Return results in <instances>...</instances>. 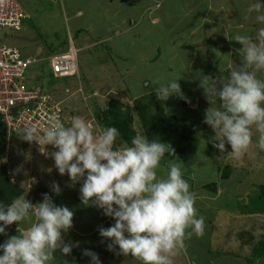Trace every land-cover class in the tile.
Returning <instances> with one entry per match:
<instances>
[{
	"label": "rangeland",
	"instance_id": "1",
	"mask_svg": "<svg viewBox=\"0 0 264 264\" xmlns=\"http://www.w3.org/2000/svg\"><path fill=\"white\" fill-rule=\"evenodd\" d=\"M16 1L28 13L30 19L23 23L20 31L0 30V42L16 46L21 50L23 57H36L38 61L30 64L26 70L25 83L28 86L37 84L42 86L56 101L67 99L61 103L62 123L70 125L72 117L80 116L95 128L91 116L93 101L88 92L91 87L96 88L99 94L105 93L107 87H110L112 92L108 95L109 98H118L119 101L121 99L115 93L120 89L128 98L132 94L148 92L150 97L148 98L147 94L146 101L150 102L153 98L156 100L152 92H155L159 83L179 80L183 99L188 105L185 103L186 107H183V102H178V95H173L168 100L171 104L163 102L165 106L163 109L169 115L182 117L190 122L184 135L189 137L190 141H184L180 145L185 155L179 153L169 162L161 163L158 174L166 175L168 166L173 162L180 164L184 179L192 184L191 191L196 194L195 207L198 215L204 218L205 228L202 236L191 235L198 239L197 247L201 249L204 247L202 254L195 255L192 250L189 253L187 242L182 254L175 257V264H197L193 261L197 257H206L209 261H223L217 254L221 250L233 253L232 258L234 255H241L240 257L245 258L243 264H264V245L258 242L264 239V212L251 213L257 215L255 219L249 218L248 215L241 221L236 217H228L231 214L227 215L228 211L233 212L232 215L235 214L234 211L244 215L246 211L256 210L254 204L264 206V197L262 202L256 201L259 195L258 187L264 185V151L256 146L258 133L254 132L252 146L240 157H234L228 152L221 153L214 148L209 141L215 136V132L203 123L205 110L211 105L200 86L204 76L212 78L227 76L236 65L241 64L237 49H241L242 45L234 40L236 35L255 38L258 29L264 27V24L256 22L255 13L248 12L250 0H163L161 2L163 6L159 8L161 15L159 23L151 25L148 16L144 15L141 24L133 28V36L130 39L127 38L128 34H124V28L128 27L129 22L117 27L119 32L117 36L115 30L111 31L114 20L111 26L107 25L106 33L100 31L102 25L98 23L101 21L100 14L97 10L89 8V0ZM134 1L126 0V3H123V0H113L108 9L103 11L119 19L126 15L132 16L137 5ZM172 1L177 2L174 4ZM191 2L193 3L191 6L202 5L203 8L198 7L195 10L193 8V12L189 9L187 15L181 14ZM138 5L141 6V3ZM76 6L84 13V18L80 19L85 23V30L81 32L84 43L94 44L87 51L80 49L83 42L73 41L77 19L70 23L69 10ZM88 16L91 18H87ZM92 16L95 19H92ZM137 19L140 22L139 18ZM62 40L64 44H61ZM70 41L78 51V77L53 78L49 60L43 58L46 55L65 52ZM115 68L118 69V74H113ZM110 76L115 81L122 80L125 88L113 84ZM258 77L264 79V73H258ZM67 89L70 91L68 94L65 93ZM156 101L160 104L159 100ZM192 101L197 104L192 105L190 103ZM129 104L130 108H133V98ZM189 106L191 111L187 110ZM214 106L219 107V101H216ZM106 107L99 109L103 110ZM133 115L136 118L135 112ZM190 125L194 133L187 135L191 132ZM181 137L183 135L179 138ZM28 144L35 147V150L44 148V145L30 144L21 136H17L14 141L10 139L8 147H5L6 158L3 162L11 168V179L20 184L24 193L32 195L40 188L42 175L39 170L31 169L32 165L34 164L36 169L44 168L45 171L50 169L51 159L45 154L49 161L43 163L45 157L37 155L33 164L30 163L29 158L33 154H30L32 151L26 147ZM226 148L231 151L230 146L226 145ZM33 157L35 155L31 158ZM52 167L54 172L49 173H56L54 164ZM225 170L228 177L223 179L221 176ZM63 178L70 179L67 175ZM207 184H215L216 192L203 189L202 186ZM74 192V196L78 197L77 192ZM48 194L52 196L57 206H64L66 203L64 201L71 195L70 191L65 189H62L59 195L53 193L54 197L50 192ZM38 201L42 202V195ZM250 203L254 204L251 206ZM91 213L95 214L92 223H100L104 219L102 210L95 206L91 208ZM83 222L84 218L80 221L81 226H89ZM250 237L254 240L251 241ZM221 241L223 243H220ZM96 250L97 254L101 251L99 248ZM258 252H261L259 256ZM106 254L113 258H123L122 264H140L131 256H121L118 248L115 251L108 250ZM84 258V264L90 263V258L85 256ZM68 262L71 264V261L66 263ZM49 264H54L53 260Z\"/></svg>",
	"mask_w": 264,
	"mask_h": 264
},
{
	"label": "clouds",
	"instance_id": "2",
	"mask_svg": "<svg viewBox=\"0 0 264 264\" xmlns=\"http://www.w3.org/2000/svg\"><path fill=\"white\" fill-rule=\"evenodd\" d=\"M248 5L256 22L264 24V0H250ZM234 40L242 45L237 49L241 64L227 76H204L200 86L211 105L203 121L215 132L209 142L221 153L240 157L252 146L254 132L258 133L256 146L264 151V79L258 77L264 73V27L255 38L236 35ZM173 95L184 98L179 80L155 88L161 102ZM216 101L219 107L214 106ZM119 135L116 127L93 128L80 116L72 117L69 126L53 116L42 133L35 126L25 127L22 139L54 148L50 156L59 174L67 175L73 184L82 182L81 203H91L114 220L110 227L98 228L99 235L110 241L109 251L118 248L120 255L131 256L140 264H173L172 256L185 246V240L204 233V218L195 207L196 194L180 164L173 162L166 175L158 174L165 155L175 153L170 144L136 134L130 144L118 148ZM51 190L61 193L58 183ZM29 217L34 220L22 228ZM73 220L74 212L57 206L48 193L36 204L24 195L8 206L0 203V235H7L10 226H18V235H10L0 244V264H49L57 252L71 255L73 245L65 242L64 234L72 229ZM82 255L90 258V264H101L94 251L84 249Z\"/></svg>",
	"mask_w": 264,
	"mask_h": 264
},
{
	"label": "crops",
	"instance_id": "3",
	"mask_svg": "<svg viewBox=\"0 0 264 264\" xmlns=\"http://www.w3.org/2000/svg\"><path fill=\"white\" fill-rule=\"evenodd\" d=\"M112 1L113 0H89V8H91L92 10H97L99 12V14H100L99 18H101V21L98 22V23H100V25L102 24L100 26V31H102L103 33H106L107 25L111 26L112 20H114V26L111 29V31L115 30L116 33H117L116 36L119 35L117 27L118 26L122 27L124 22H126L127 24L129 22L128 27L124 28V30H125L124 34H128V37H127L128 39H130V37L133 36L132 35L133 32H134L133 28L135 26H138V25L141 24L144 15L148 16L151 25H156V24L159 23V19H160V16H161L159 14V8L163 6V3L161 4V2H163V0H135L134 2L137 5L135 6L136 7L135 10H133V12H132V16L126 15V16L121 17L120 19L111 16L109 13H104V11H106L108 9L107 7H109L111 5ZM144 2H146V4H144ZM176 2L177 1H174L173 3L175 4ZM123 3H126V0H123ZM138 3H141V6H139ZM192 4H193L192 2L190 3V6H188V4H187L186 7L184 8L185 12H182L181 14L185 13V15H187V12H188L187 10L190 9L191 12H193V8L195 10V9H198V7H202V5H198V6L194 7V6H191ZM143 5H146V6H143ZM179 9H181V8H179ZM166 16H168V14H166ZM180 16H182V15H180ZM28 17L30 18L29 15H28ZM96 17H98V16L96 15ZM83 18H84V13L82 12V10L79 9V6H76L75 8L72 7L71 10H69V21H70V23L73 20L77 19L76 27L74 28V30H75V38H74L73 41H78V42H83L84 43V38H83V35L81 34V32H83V30H85L84 29L85 23L83 22V20H80V19H83ZM87 18H91V16H88ZM136 18H139L140 22L138 21V19L136 20ZM92 19H95V17L92 16ZM138 22H139V24H137ZM129 32H131V33H129ZM120 36L122 37V33L120 34ZM109 37H107V38H109ZM107 38H106V40H108ZM99 41H102V40H99ZM61 43L64 44V41L62 40ZM93 45L94 44H85L84 43V44L80 45L81 46L80 49H83V50L87 51V50H90L93 47ZM106 48H108V47H106ZM36 53H37V51H36ZM51 55H48V56L46 55L43 59H47ZM32 57H35V56H32ZM110 73H112V70L110 71ZM118 73H119L118 69H116V68L113 69V74H118ZM51 75H52V73H51ZM53 78H55V77L53 76ZM109 78H110L111 82L114 81L113 84H115V85L117 84V85H119L121 87L122 80L115 81L112 76H110ZM35 83H36V80H35ZM36 86H39V85L37 84ZM31 87H33V85H31ZM40 87H42V86H40ZM122 88H125L124 85H122ZM110 90H111V88L107 87V90H105V93L99 94L96 91V88H94V87L92 88L91 87V89H89L88 92H89V95H90V97H91V99L93 101L92 107L95 108V107L99 106L100 108H102L104 106H108V103L111 100V98H109V96H108L112 92ZM65 93L66 94L70 93L69 89H67V91L65 90ZM152 93L155 94V92H152ZM115 94H118V96L120 97V99L122 101V103H121V101H120V103L122 105H126V106L130 107L129 103L132 100V98H133V101L135 99L137 100V99H140V98L145 99L147 94H149V93L148 92H146V94H144V93L132 94L131 93L132 96L129 97L131 100L128 98V96H126V94L123 93V91H121V89L118 90ZM107 97H108V99H107ZM149 97H150V94L148 95V98ZM115 99H117L119 101L118 98H115ZM178 99H179L178 102L179 103L183 102L182 106L186 107L185 106L186 101L183 98H181L180 96H178ZM66 100L67 99H65L63 101H66ZM128 100H129V102H128ZM156 100H158V99L156 98ZM156 100L154 98L152 99V101L154 103H156V105H158L164 111L165 106L163 105V102L160 101V104H161L160 105L159 103H157ZM59 101L61 103L63 102L61 100H59ZM190 103L192 105L197 104V102H195V101H192ZM166 104H171V103L169 101H166ZM186 104L188 105V103H186ZM163 107H164V109H163ZM190 108H191V106H189L187 110L191 111ZM164 113H165V111H164ZM165 114H166V116H169V114H167V113H165ZM170 116H172V115H170ZM176 118H178V117H176ZM180 118H182V117H179V119ZM139 124H140V122L138 120L137 115H136V118L133 115V127H134V130H135L136 134L144 135L143 129H142L141 125L139 126ZM65 126H69V124H65ZM17 136H15V137H17ZM14 138H12L11 141H14ZM122 146H124V144H122L120 147H122ZM26 147H28V149L32 151L30 153V151L28 150L27 151L28 153L35 155V157L31 158L33 156L32 155L29 158L31 160L30 163L33 164V161L35 160L37 155H41L40 157H45V154L46 155L48 154L50 159H51V166H50V169H48V170L46 169L44 171V168L36 169L34 167V164L32 165L31 169H35L37 171L39 170L42 173V175H40V182L41 183L39 182L40 183L39 184L40 188L35 192V194H32V195L31 194L28 195V194L24 193L23 195L25 196V198H27L33 204L40 203L38 201L40 199V195H42L44 193H48V192H50L53 195L54 192L51 190V185L53 183H58L60 188H61V190L62 189H65V191L68 190V191H70V194H71L70 197L66 198V200L64 201V202H66L64 206H67L70 210H72L74 212L73 227L68 233L64 234V240H65V242H71L72 243L73 250H72L71 255H69V256H63L61 253L57 252L55 258L53 259L54 264H69V262L66 263L67 261H71L70 262L71 264H84V261H85L84 259L85 258L82 255V251L84 249H89V250L93 249L92 251L97 253L96 249H98V248L101 250L100 253L98 254L99 258L101 260V264H111L110 261H112V260H116L114 262V264H122L123 258L118 259L117 257H115V258L110 257V256H108L106 254V252L104 250L102 251V248H100L101 244H102V241H103V238L99 235L98 228L101 227V226L106 228L108 225L114 224V220L109 218V217H106L104 215V219L100 223H97V222L92 223V221L94 220L95 214L94 213L90 214V210L94 206H92L91 203L88 206H84L81 203V200H80V187H81L82 182L73 184V182L70 179L63 178V176H61L59 174L58 170L56 171V173H49V172H54V171H52V169H53L52 164H54V167H55V163H54V160L50 156V152L54 151L53 150L54 148H52L51 146H48L47 149H46V147L44 146V148H42V149L35 150V147H32L29 144ZM31 147H32L33 150L30 149ZM15 152H17V151H15ZM34 153H36V154H34ZM18 154L19 153H17V155ZM183 155H185V152L183 153ZM48 161H49L48 158L45 157L44 160H43V163L48 162ZM26 163H28V162H26ZM29 164H28V166H29ZM8 168L11 171V168L10 167H8ZM47 176H49V178ZM11 181L14 182L17 186L20 187V184H18L16 181H14L12 179H11ZM189 184H190V189H191L192 184L191 183H189ZM74 191L77 192L78 197L74 196V193H75ZM72 195L74 196V198L71 197ZM218 196H219V194L217 193L216 194V198H218ZM53 197H54V195H53ZM234 213L235 214L232 215L233 212L228 211L227 215L231 214V215H228V217H231V216L232 217H236L240 221L242 220L243 217H246L248 215H250L249 218H254V219L256 218L255 216H257L256 214H250L248 211H246L244 213V215L237 214V212H235V211H234ZM102 214H103V211H102ZM82 218H84V222L83 223H86V225H89V226H81L80 225V221H81ZM33 220H34V217H29L28 220H26L25 222L22 223L21 227L26 229L27 227L30 226V224H31V222ZM17 227L18 226L15 225V224L10 226V227H8L6 229L7 235H2V236L0 235V241L3 243L8 238V236H10V235H18ZM244 233H246V232H244ZM250 240L253 241L254 239H252L250 237ZM261 240L262 239L258 240V242H260ZM187 242H188L189 253H191L190 251L192 250V252L195 255L202 254V252L204 250V247H203V249H201L200 247L196 246V244L198 242L197 238L190 237L189 239H186L185 240V246H186ZM80 243H82V245ZM220 243H223V241H221ZM185 246L183 248L177 249L175 251L174 255L172 256L173 264H175V262H176V258L175 257H177L178 254H182L183 249L185 248ZM107 251H108V249H107ZM217 254L220 255L219 257H222L223 261H221V260L219 262L211 261V260L209 261V259H207L206 257H204V258H198L197 257V258H194L193 261L195 263H197V264H215V263L216 264H243L242 261L245 260L244 257H240L241 255L240 256L239 255H234L235 257L232 258L233 253H228V252H225V251H222V250L218 251ZM229 258L231 260H228ZM196 260H198V261H196ZM233 260H236L237 263H236V261L231 263ZM87 264H90V263H87Z\"/></svg>",
	"mask_w": 264,
	"mask_h": 264
},
{
	"label": "built area",
	"instance_id": "4",
	"mask_svg": "<svg viewBox=\"0 0 264 264\" xmlns=\"http://www.w3.org/2000/svg\"><path fill=\"white\" fill-rule=\"evenodd\" d=\"M27 18L16 0H0V30L20 31ZM77 53L70 41L65 52L49 57L50 71L56 79L78 77ZM36 61L35 57H23L17 47L0 42V120L6 126V148L11 133L22 137L27 126H35L42 133L53 116L61 120V102L42 87L25 83L26 70Z\"/></svg>",
	"mask_w": 264,
	"mask_h": 264
},
{
	"label": "trees",
	"instance_id": "5",
	"mask_svg": "<svg viewBox=\"0 0 264 264\" xmlns=\"http://www.w3.org/2000/svg\"><path fill=\"white\" fill-rule=\"evenodd\" d=\"M29 19L30 18L28 17L26 20ZM133 112H135L138 117L144 135L147 136L150 141L160 140L164 143L170 144L171 147L174 149L175 153L170 156L166 154L161 163L168 162L176 154L184 153V149L181 150L180 145L184 141H190L189 137L184 136L187 132L186 126L190 124V122L183 118L179 119L175 116H166L164 111L152 100L150 102L146 101V98L134 100L133 108H130L128 106H123L117 99H111L108 103L107 108L103 110L99 109L98 106L95 108L93 107L91 116L95 127L97 125L103 127L111 126L116 127L119 130L120 135L116 141V147L119 148L122 144H130L131 138L136 135V132L133 127ZM190 126L191 132L187 133V135H192V132L194 133L192 125ZM5 135L6 126L0 120V203L4 204L5 206H8L11 204L12 200L15 197L23 195L24 192L19 186H17L14 182L11 181V171L9 170L8 166L3 163L6 158ZM181 135H183V137L179 138ZM15 136V133H11L10 139L14 138ZM221 177L223 179H226L228 177L227 170L224 171ZM203 189L215 193L216 185L207 184L203 186ZM258 193L259 195L256 201L262 202V197H264V185H260L258 187ZM252 204L250 203L249 205L252 206ZM262 207L264 206H258L254 204V208L256 210H250L249 213H262L264 212V209ZM110 226L111 225H108L107 227ZM0 243L2 244L1 241ZM108 243H110V241H105L103 239L100 248H103L105 252H107ZM259 243H261L263 246L264 239H262ZM260 254L261 252L257 254V256H259ZM115 261L116 260H112L110 261V263L114 264Z\"/></svg>",
	"mask_w": 264,
	"mask_h": 264
}]
</instances>
